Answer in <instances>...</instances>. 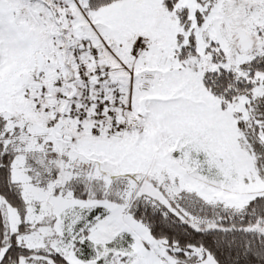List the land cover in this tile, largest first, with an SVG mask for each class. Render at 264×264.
<instances>
[{
  "label": "snow or ice",
  "instance_id": "6c2138e0",
  "mask_svg": "<svg viewBox=\"0 0 264 264\" xmlns=\"http://www.w3.org/2000/svg\"><path fill=\"white\" fill-rule=\"evenodd\" d=\"M0 264H264V0H0Z\"/></svg>",
  "mask_w": 264,
  "mask_h": 264
}]
</instances>
